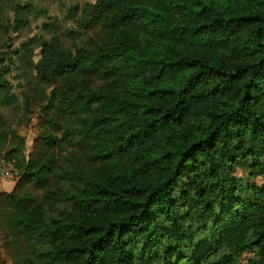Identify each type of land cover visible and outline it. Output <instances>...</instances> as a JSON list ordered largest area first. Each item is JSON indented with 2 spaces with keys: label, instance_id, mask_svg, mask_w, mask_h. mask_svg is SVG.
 Returning a JSON list of instances; mask_svg holds the SVG:
<instances>
[{
  "label": "trees",
  "instance_id": "trees-1",
  "mask_svg": "<svg viewBox=\"0 0 264 264\" xmlns=\"http://www.w3.org/2000/svg\"><path fill=\"white\" fill-rule=\"evenodd\" d=\"M81 22L90 42L41 45L31 153L0 128L13 264H264V0H96Z\"/></svg>",
  "mask_w": 264,
  "mask_h": 264
},
{
  "label": "rangeland",
  "instance_id": "rangeland-1",
  "mask_svg": "<svg viewBox=\"0 0 264 264\" xmlns=\"http://www.w3.org/2000/svg\"><path fill=\"white\" fill-rule=\"evenodd\" d=\"M9 3V0H7ZM20 0H12V4ZM96 0H23V4H29L32 11L25 10L21 18H17L10 4L0 7V54L5 53L12 57L11 73L8 75L12 83L15 104L11 106L0 105V128L14 129L27 141L26 154H30L34 142L40 132L37 121L38 102L33 108V114H25L24 94L41 96L47 89H41L36 85L35 65L42 58L41 45L44 41L56 38L65 48L75 50L95 38L93 30L86 33L83 29L81 17L89 4ZM97 9L96 7H94ZM92 37V38H90ZM49 93V92H47ZM34 101V100H31ZM0 168H6L10 173L8 178H0V193L11 192L17 182V171L9 161L0 159ZM243 173V174H242ZM239 176H245L241 170ZM256 189L261 186V178L250 181ZM0 257L6 264H13L12 259L4 249L3 233L0 230ZM240 261V260H239ZM241 262V261H240ZM21 260L17 264H23Z\"/></svg>",
  "mask_w": 264,
  "mask_h": 264
},
{
  "label": "built area",
  "instance_id": "built-area-1",
  "mask_svg": "<svg viewBox=\"0 0 264 264\" xmlns=\"http://www.w3.org/2000/svg\"><path fill=\"white\" fill-rule=\"evenodd\" d=\"M9 176L10 173L6 170V168H0V178H8ZM254 257L255 252L253 250H248L242 254L240 261L242 264H248Z\"/></svg>",
  "mask_w": 264,
  "mask_h": 264
}]
</instances>
